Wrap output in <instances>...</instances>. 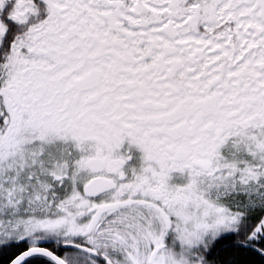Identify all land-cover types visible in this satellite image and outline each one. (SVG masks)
<instances>
[{
  "label": "snow or ice",
  "instance_id": "1",
  "mask_svg": "<svg viewBox=\"0 0 264 264\" xmlns=\"http://www.w3.org/2000/svg\"><path fill=\"white\" fill-rule=\"evenodd\" d=\"M0 264H264V0H0Z\"/></svg>",
  "mask_w": 264,
  "mask_h": 264
}]
</instances>
